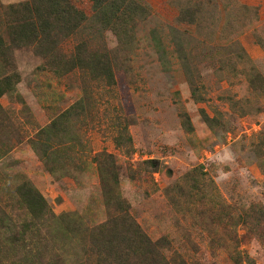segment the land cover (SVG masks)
<instances>
[{
  "label": "rangeland",
  "instance_id": "rangeland-1",
  "mask_svg": "<svg viewBox=\"0 0 264 264\" xmlns=\"http://www.w3.org/2000/svg\"><path fill=\"white\" fill-rule=\"evenodd\" d=\"M21 1L0 0V31L9 32L3 6ZM132 1L142 8L117 33L94 20L92 0H70L86 19L52 38L59 65L36 43L16 47L12 65L0 61V79L13 75L0 96V264L14 260L1 221L27 216L14 195L24 181L53 215L90 227L113 215L103 153L118 174L109 188L169 264H264V0ZM75 56L89 66L66 69ZM102 58L109 80L96 73ZM77 101L84 112L66 138L51 135L56 158L42 159L41 128ZM59 235L56 264L92 263L82 239L76 250L74 236Z\"/></svg>",
  "mask_w": 264,
  "mask_h": 264
},
{
  "label": "trees",
  "instance_id": "trees-1",
  "mask_svg": "<svg viewBox=\"0 0 264 264\" xmlns=\"http://www.w3.org/2000/svg\"><path fill=\"white\" fill-rule=\"evenodd\" d=\"M92 1L95 6L94 12L96 11L98 16L94 20L103 27L114 28L117 33L123 32L126 24L132 20L134 10L137 7L142 8L139 3L132 0ZM132 3L135 4V8L132 7ZM2 16L4 23L8 24L9 32L0 31V61L10 65H12L13 50L32 43H36L41 48L43 56L52 66L58 64L52 57L51 48L54 42L52 38L60 39L62 36L70 35L86 19L83 12L70 0H24L3 6ZM3 33L8 35V40L3 38ZM79 59L81 58L77 59L76 56L70 57L72 62L70 60L65 62V66H68L66 69L71 70L77 65L89 66ZM94 64L100 65L96 73L104 75L109 80L112 76V68L107 61L102 58ZM12 76L0 79V96L12 88ZM81 103V101L75 102L41 128L40 136L46 137L44 143L40 142V146L44 144L42 151L37 149L39 145L36 143L34 147L42 159L50 161L51 158H56L55 155L52 156L53 151L50 150L51 135L66 138L71 130V120L77 114L84 112ZM184 124L189 130L191 129L190 122L185 121ZM120 134L122 135V132ZM101 155L107 158L101 159ZM110 158H112L110 154H100L98 170L101 174L105 204L115 213L93 227L83 224L79 219H74L72 213L53 215L44 195L30 181H24L15 187L16 202L26 211L27 216L15 227L6 226L7 224L1 221L5 233L1 239L6 243L11 241L9 247L5 248V254L14 255L11 256L14 260L7 258L12 264H56L60 254L52 253L55 249L52 241L59 233L63 237L74 236L72 246L76 250L77 239H82V252L88 255L91 264H169L160 250L159 241H153L129 213V202L126 200L124 202L115 193L113 187L109 188L117 185L118 182V174L112 171L116 170L115 162ZM250 209L256 211L255 208ZM52 216L54 221L60 223L56 228L50 226L49 219ZM9 229L11 234L7 232L10 231ZM27 235L31 241L26 239ZM16 246L19 250L15 251ZM2 260L0 259V263ZM61 263L65 264L63 261Z\"/></svg>",
  "mask_w": 264,
  "mask_h": 264
}]
</instances>
